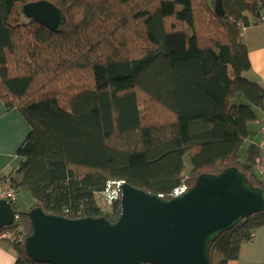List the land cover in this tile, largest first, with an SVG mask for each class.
I'll return each instance as SVG.
<instances>
[{"label":"trees","instance_id":"16d2710c","mask_svg":"<svg viewBox=\"0 0 264 264\" xmlns=\"http://www.w3.org/2000/svg\"><path fill=\"white\" fill-rule=\"evenodd\" d=\"M49 1L62 10L59 33L28 19L23 8ZM0 0V97L31 126L9 179L47 215L115 223L120 201L104 213L97 197L125 182L171 200L184 182L237 168L264 191L259 152L245 151L264 112V89L251 70L243 23L264 0ZM187 160L190 170L187 174ZM0 231L15 264L33 234L17 205ZM264 228V212L244 219L211 245L210 264H229Z\"/></svg>","mask_w":264,"mask_h":264},{"label":"water","instance_id":"95a60500","mask_svg":"<svg viewBox=\"0 0 264 264\" xmlns=\"http://www.w3.org/2000/svg\"><path fill=\"white\" fill-rule=\"evenodd\" d=\"M215 12L225 17L223 0ZM23 14L59 33L61 9L49 1L31 3ZM120 216L70 220L29 212L33 234L27 255L39 264H210L212 243L244 219L264 212V191L237 168L202 175L185 195L171 200L124 184ZM17 212L0 200V231L16 222Z\"/></svg>","mask_w":264,"mask_h":264},{"label":"crops","instance_id":"0c3cea01","mask_svg":"<svg viewBox=\"0 0 264 264\" xmlns=\"http://www.w3.org/2000/svg\"><path fill=\"white\" fill-rule=\"evenodd\" d=\"M243 41L249 51L251 70L244 76L264 89V25H251L243 32ZM264 112L251 128V136L246 144L248 151L260 146L263 135L261 126ZM31 132V126L18 109L9 110L0 97V177L16 171L22 158L19 149ZM20 210V208H19ZM17 252L7 244L0 242V264H15ZM229 264H264V228L257 231L252 242L241 248L240 257Z\"/></svg>","mask_w":264,"mask_h":264},{"label":"built area","instance_id":"2783aa9c","mask_svg":"<svg viewBox=\"0 0 264 264\" xmlns=\"http://www.w3.org/2000/svg\"><path fill=\"white\" fill-rule=\"evenodd\" d=\"M251 25H264V11H260L257 15L252 19ZM239 26L242 28L244 32L247 27L240 23ZM261 133L263 135V140L258 147V156L255 158L254 166L256 173L260 176L262 180H264V122L261 126ZM125 182H117V183H109L107 188L103 193H101V197L104 199L105 203L108 205H112L114 202L120 201L122 197V186ZM189 186L187 183H183L179 188L175 189L171 196V199L181 197L185 195L189 191ZM17 195L18 191L14 189L9 181V179L0 177V200H6L12 205H17ZM12 238L11 233L3 232L0 234V242L9 240ZM255 235L252 236L254 240Z\"/></svg>","mask_w":264,"mask_h":264},{"label":"rangeland","instance_id":"374dc122","mask_svg":"<svg viewBox=\"0 0 264 264\" xmlns=\"http://www.w3.org/2000/svg\"><path fill=\"white\" fill-rule=\"evenodd\" d=\"M245 151L248 149L247 145H245ZM187 176L190 170V162L187 160ZM97 202L99 207L103 210L104 213H108L111 211V205H108L105 203L104 199L100 196L97 197ZM35 205L34 199L31 197V195L26 191H21L17 195V206L20 208L21 213H28L30 212V209Z\"/></svg>","mask_w":264,"mask_h":264}]
</instances>
